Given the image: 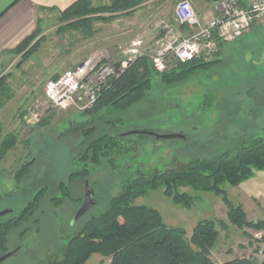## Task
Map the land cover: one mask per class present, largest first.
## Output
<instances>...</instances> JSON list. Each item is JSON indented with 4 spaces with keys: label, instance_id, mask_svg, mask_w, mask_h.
<instances>
[{
    "label": "rangeland",
    "instance_id": "374dc122",
    "mask_svg": "<svg viewBox=\"0 0 264 264\" xmlns=\"http://www.w3.org/2000/svg\"><path fill=\"white\" fill-rule=\"evenodd\" d=\"M180 1L141 0L128 9L113 11H109L113 8L111 0L94 1L97 10L85 17L90 19L88 23L79 26L71 25L77 19L61 20L60 13L52 12L27 51L14 54L1 66L0 78L10 97L0 104V145L10 135L17 142L0 161V191L4 194L0 212L11 209L17 213L40 190L45 191L35 215L38 226L30 222L32 229L22 241L18 234L11 233L8 251L20 249L2 264H38L59 259L69 238L92 215L103 210L113 195L122 191L119 172L107 165L78 180L72 196L67 198L59 190L69 173L82 165L77 158L83 131L88 128L97 127L91 141L101 131L180 134L169 139L157 138L155 134H143L144 139L135 133L126 134L133 135V142L136 140L131 143L135 150L122 156L118 164L143 168L151 174L171 166L182 169L192 159L222 150L239 129L264 135V19L241 37L224 43L213 57H202V62L213 63L197 69L182 82H166L162 76L166 71L152 68L151 89L142 102L127 110L110 107L94 116L71 106L55 107L46 98L44 88L49 79L73 69L97 49L107 48L116 53L133 41L142 40L143 49L150 51L159 34L156 23L163 18L174 20ZM198 2L199 7L194 6L197 10L211 9L207 1ZM178 28L183 34L190 33L184 25L179 24ZM35 111L40 114L38 121L30 119ZM26 166L29 167L24 173L22 169ZM86 182L87 188L94 190L97 204L74 222L84 201ZM224 189L233 204L244 208L249 221L263 225L234 226L221 196L196 192L190 187L182 189L195 197L190 209L175 204L162 188L139 197L135 204L157 209L168 226L184 228L188 240L200 220H214L220 235L210 254L217 264L237 257L261 260L264 171H255L241 185H225ZM60 196L63 202L56 206L53 199ZM194 249L198 250L195 246ZM110 262V257L94 254L86 264Z\"/></svg>",
    "mask_w": 264,
    "mask_h": 264
},
{
    "label": "trees",
    "instance_id": "16d2710c",
    "mask_svg": "<svg viewBox=\"0 0 264 264\" xmlns=\"http://www.w3.org/2000/svg\"><path fill=\"white\" fill-rule=\"evenodd\" d=\"M111 1L113 8L108 9L109 11L128 9L141 0ZM93 2L77 0L60 12L61 20L77 19L71 25L78 26L88 23L90 19L85 17L97 10ZM39 31L27 37L13 52L17 54L27 51ZM201 60L196 58L178 63L177 67L162 74L163 80L170 83L182 82L197 69L208 68L213 63ZM152 68L154 67L149 56L137 58L119 77L111 79L95 105L84 112L96 116L105 108L127 110L139 104L152 87ZM8 91L0 78V104L10 97L7 95ZM96 130L97 127H91L83 131V142L77 158L82 165L69 173L68 180L61 182L59 190L67 198L72 196L73 185L78 180L90 177L99 167L107 165L119 172L122 191L113 195L103 210L92 215L82 224L79 232L69 238L59 259L38 264H86L94 254L110 257V264H217L210 254L220 235L214 220H200L188 240L185 229L168 226L157 209L135 204L136 199L159 188H162L164 195L175 204L187 209L193 207L195 197L183 191V188L190 187L196 192L213 193L221 196L228 206V218L234 226L242 228L263 225L249 221L244 208L229 200L224 186L237 187L248 180L255 171H264V135L239 129L237 134L235 133L237 136L227 140L222 150L192 159L182 169L171 166L151 174L143 168L133 169L130 165L122 167L118 164L122 156L135 150V145L131 144L136 143V140H132L133 135L101 131L91 141ZM137 137L144 139L146 135L138 134ZM16 142L14 135L2 141L0 161ZM28 167H24L22 172H27ZM3 195L0 191V200ZM44 198L45 191L42 189L30 198L19 212L13 211L0 217V255L8 251L12 232L18 234L19 241H22L32 229L30 222L38 226L39 219L35 218V215ZM53 202L59 206L63 197L55 198ZM194 246L198 250H195ZM224 264H264V251L261 260L237 257L227 260Z\"/></svg>",
    "mask_w": 264,
    "mask_h": 264
},
{
    "label": "built area",
    "instance_id": "2783aa9c",
    "mask_svg": "<svg viewBox=\"0 0 264 264\" xmlns=\"http://www.w3.org/2000/svg\"><path fill=\"white\" fill-rule=\"evenodd\" d=\"M212 8V16L203 17L190 0H181L174 20L163 18L156 23L159 34L150 51L143 49L142 40L133 41L116 53L107 48L97 49L73 69L49 79L44 88L46 98L55 107L87 111L111 79L119 77L137 58L149 56L153 67L164 72L177 63L213 57L221 43L236 40L264 19V0H250L247 5L242 0H212ZM179 24L190 33L183 34ZM30 119L38 121V111Z\"/></svg>",
    "mask_w": 264,
    "mask_h": 264
},
{
    "label": "crops",
    "instance_id": "0c3cea01",
    "mask_svg": "<svg viewBox=\"0 0 264 264\" xmlns=\"http://www.w3.org/2000/svg\"><path fill=\"white\" fill-rule=\"evenodd\" d=\"M77 0H0V68L15 54L13 51L29 36L40 30L44 21L52 12L60 13ZM100 1V0H93ZM199 7L198 0H191ZM211 5L208 12H201L203 17L212 16V0H205ZM244 5H247L242 0ZM76 67V66H75Z\"/></svg>",
    "mask_w": 264,
    "mask_h": 264
},
{
    "label": "water",
    "instance_id": "95a60500",
    "mask_svg": "<svg viewBox=\"0 0 264 264\" xmlns=\"http://www.w3.org/2000/svg\"><path fill=\"white\" fill-rule=\"evenodd\" d=\"M155 134L154 132H148V131H144V130H134L132 132L129 133H124L123 135L126 134ZM157 138H162V139H169V138H177L180 137V134H155ZM88 187V182H86V190H85V197H84V201L80 207V209L78 210V212L76 213L75 217H74V222L78 221L80 218H82L93 206H95L97 204V201L95 199L94 196V190L93 189H89ZM13 210L11 209H7L4 210L2 212H0V217L7 215L9 213H12ZM20 247H17L13 250H9L6 253L0 255V264H2L3 262H5L7 259L15 256L18 254Z\"/></svg>",
    "mask_w": 264,
    "mask_h": 264
}]
</instances>
